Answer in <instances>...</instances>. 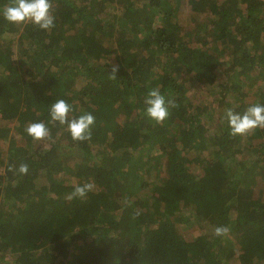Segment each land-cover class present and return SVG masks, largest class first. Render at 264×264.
I'll return each mask as SVG.
<instances>
[{
    "label": "trees",
    "instance_id": "trees-1",
    "mask_svg": "<svg viewBox=\"0 0 264 264\" xmlns=\"http://www.w3.org/2000/svg\"><path fill=\"white\" fill-rule=\"evenodd\" d=\"M51 3V30L0 15V264H264V128L225 117L264 104V0ZM58 99L90 140L50 122Z\"/></svg>",
    "mask_w": 264,
    "mask_h": 264
},
{
    "label": "clouds",
    "instance_id": "clouds-1",
    "mask_svg": "<svg viewBox=\"0 0 264 264\" xmlns=\"http://www.w3.org/2000/svg\"><path fill=\"white\" fill-rule=\"evenodd\" d=\"M0 15L12 24L32 23L42 30H51L55 27V16L52 13L51 0H8L6 6L0 9ZM119 66L113 64L109 71V78L116 79ZM144 103L147 115L162 123L169 115L164 95L158 88L148 91ZM167 103H174L168 101ZM72 111L71 105L64 99H58L49 108L50 122L67 125V129L74 141H87L91 139V126L95 123V117L90 113H84L79 117L69 118ZM225 117L232 136H245L257 128H264V104L256 103L249 106L242 114L232 108L225 110ZM26 133L34 140H45L51 136L50 128L43 121L32 122L25 129ZM18 171L27 174L28 166L21 164ZM94 184L87 182L75 184L73 190L67 194L66 199L84 198L92 191ZM228 226H217L214 234L226 235Z\"/></svg>",
    "mask_w": 264,
    "mask_h": 264
},
{
    "label": "rangeland",
    "instance_id": "rangeland-1",
    "mask_svg": "<svg viewBox=\"0 0 264 264\" xmlns=\"http://www.w3.org/2000/svg\"><path fill=\"white\" fill-rule=\"evenodd\" d=\"M200 92H202V95L204 96V91L200 90ZM187 230H191V228L189 227V229H187Z\"/></svg>",
    "mask_w": 264,
    "mask_h": 264
}]
</instances>
